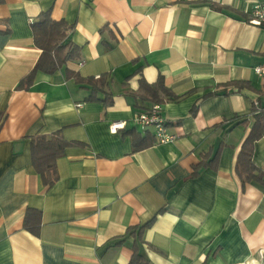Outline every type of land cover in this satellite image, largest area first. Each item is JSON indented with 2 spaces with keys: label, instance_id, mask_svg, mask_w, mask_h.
<instances>
[{
  "label": "crops",
  "instance_id": "obj_1",
  "mask_svg": "<svg viewBox=\"0 0 264 264\" xmlns=\"http://www.w3.org/2000/svg\"><path fill=\"white\" fill-rule=\"evenodd\" d=\"M256 2L0 0V264H126L132 251L115 242L151 218L141 236L151 264H264V184L235 171L251 103L264 102L253 71L264 63V25L248 22ZM45 11L67 23L77 57L17 89L40 55L31 24ZM70 73L104 75L112 101L87 100ZM158 77L176 96L159 103L176 135L163 143L134 121L145 108L125 94ZM231 81L247 85L225 93ZM261 119L251 159L264 172ZM57 130L80 144L56 159L46 188L30 136ZM147 134L153 142L134 149L132 135ZM27 208L40 211L37 235L22 226Z\"/></svg>",
  "mask_w": 264,
  "mask_h": 264
},
{
  "label": "trees",
  "instance_id": "obj_2",
  "mask_svg": "<svg viewBox=\"0 0 264 264\" xmlns=\"http://www.w3.org/2000/svg\"><path fill=\"white\" fill-rule=\"evenodd\" d=\"M67 29L68 25L65 21L52 19L47 11L38 13L36 20L31 24V30L33 43L41 52L33 68L17 83V89L27 88L33 79L35 71L40 70L51 73L63 67L67 60L77 57L78 48L68 40ZM70 74L77 83H83L88 86L90 94L86 98L87 100L100 99L105 104H109L112 101L110 93H106L104 90L105 85H107L104 75H100L97 78H82L78 74ZM244 85H247V83L231 81L223 84L222 87L225 90L226 86H235L238 89ZM100 91L104 93L101 98L97 97V93ZM215 93L213 92V94ZM225 93H227V90ZM125 94L133 97L137 107L145 109L149 107V104L176 100V96H173L165 87L161 77H158L153 83L140 79L136 91L125 92ZM250 112L255 117V123L252 125L238 152L235 171L243 182L253 179L264 184V172H260L251 159V144L260 134L262 126L261 115L264 114V102L261 101L259 96L252 101ZM3 118L4 114L0 111V125ZM152 139L148 134L140 137L132 135L133 148L146 147L153 142ZM74 144L79 145L80 143L65 140L58 130L48 134L36 133L30 136V161L34 170L39 174L44 187H50L57 180L56 159L63 154L67 147ZM152 219L143 224H135V226L128 227L125 235L115 242V244H127L131 249V257L126 264H151L142 253L143 238L141 236ZM22 226L37 235L40 227V211L35 208H27L23 216ZM128 237L131 240H128Z\"/></svg>",
  "mask_w": 264,
  "mask_h": 264
},
{
  "label": "built area",
  "instance_id": "obj_3",
  "mask_svg": "<svg viewBox=\"0 0 264 264\" xmlns=\"http://www.w3.org/2000/svg\"><path fill=\"white\" fill-rule=\"evenodd\" d=\"M251 6L248 22L256 26L264 25V3L256 2ZM253 71L260 78L261 84L264 85V63L254 66ZM133 119L142 128L151 127L158 143L171 141L176 137L175 134L167 130L166 120L161 115V105L159 103H153L147 109L135 113ZM123 125V121L111 122L109 130L114 133ZM260 255L261 259L264 260V250L260 251Z\"/></svg>",
  "mask_w": 264,
  "mask_h": 264
}]
</instances>
